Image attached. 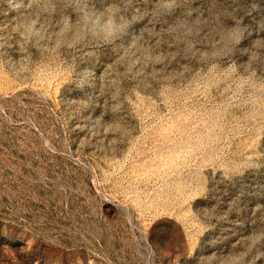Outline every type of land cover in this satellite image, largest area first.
I'll use <instances>...</instances> for the list:
<instances>
[{"label":"rangeland","instance_id":"374dc122","mask_svg":"<svg viewBox=\"0 0 264 264\" xmlns=\"http://www.w3.org/2000/svg\"><path fill=\"white\" fill-rule=\"evenodd\" d=\"M217 13L247 36L202 61L172 29ZM0 264H264V0H0Z\"/></svg>","mask_w":264,"mask_h":264},{"label":"clouds","instance_id":"9594fccd","mask_svg":"<svg viewBox=\"0 0 264 264\" xmlns=\"http://www.w3.org/2000/svg\"><path fill=\"white\" fill-rule=\"evenodd\" d=\"M36 2L39 10L44 14H52L55 11L56 0H36ZM71 2L79 3V0H71ZM143 18L144 14H139L129 19L122 15L115 6H109L102 12L81 8L77 23L91 35L110 43L125 35L134 22H140ZM212 19L220 27L206 47H199L195 44L194 37L198 34L195 23L182 22L177 28L172 29V31L183 30L186 51L202 61H220L232 55L244 42L248 32L242 20L227 23L226 19H221L219 13L215 14ZM77 23H74L73 19L67 15L61 18L57 32V44L68 42V35L78 30ZM156 59L159 60V57Z\"/></svg>","mask_w":264,"mask_h":264}]
</instances>
